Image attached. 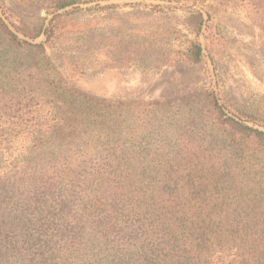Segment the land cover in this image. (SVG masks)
<instances>
[{
  "label": "trees",
  "instance_id": "16d2710c",
  "mask_svg": "<svg viewBox=\"0 0 264 264\" xmlns=\"http://www.w3.org/2000/svg\"><path fill=\"white\" fill-rule=\"evenodd\" d=\"M9 22L32 40L54 30ZM204 22L184 19L196 37ZM189 43L183 63H201ZM60 77L44 43L0 17V264H264V133L198 94L182 121L193 112L189 127L211 132L219 156L189 150L178 167L172 136L158 131L167 145L152 148L155 124L131 129L129 104L74 95ZM175 168L182 193H165Z\"/></svg>",
  "mask_w": 264,
  "mask_h": 264
},
{
  "label": "rangeland",
  "instance_id": "374dc122",
  "mask_svg": "<svg viewBox=\"0 0 264 264\" xmlns=\"http://www.w3.org/2000/svg\"><path fill=\"white\" fill-rule=\"evenodd\" d=\"M53 2L0 0V17L10 26L9 21L43 23V30L53 21L49 40L44 34L32 40L17 32L18 37L44 43L61 76L57 80L74 95L129 104L131 129L144 122L148 131L155 124L147 140L152 148L167 145L158 131L172 136L178 167L193 161L189 150L208 160L219 156L211 132L200 136L189 127L187 122L198 124L193 112L182 121V113L202 107L198 94L211 93L225 117L264 133V0H78L63 9H54ZM191 11L205 20L197 37L184 25ZM191 41L201 47L199 64L183 63ZM177 168L165 193H182L174 188Z\"/></svg>",
  "mask_w": 264,
  "mask_h": 264
},
{
  "label": "water",
  "instance_id": "95a60500",
  "mask_svg": "<svg viewBox=\"0 0 264 264\" xmlns=\"http://www.w3.org/2000/svg\"><path fill=\"white\" fill-rule=\"evenodd\" d=\"M3 19V18H2ZM4 20V19H3ZM5 21V20H4ZM5 23H6V25H7V27L9 28V30L12 32V33H14L16 36H19V34L5 21ZM23 40H25V39H23ZM25 41H27V40H25ZM29 42V41H28ZM35 44V43H34Z\"/></svg>",
  "mask_w": 264,
  "mask_h": 264
}]
</instances>
